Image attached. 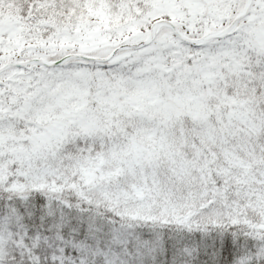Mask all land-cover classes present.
I'll list each match as a JSON object with an SVG mask.
<instances>
[{
	"label": "snow or ice",
	"instance_id": "snow-or-ice-1",
	"mask_svg": "<svg viewBox=\"0 0 264 264\" xmlns=\"http://www.w3.org/2000/svg\"><path fill=\"white\" fill-rule=\"evenodd\" d=\"M0 264H264V0H0Z\"/></svg>",
	"mask_w": 264,
	"mask_h": 264
}]
</instances>
